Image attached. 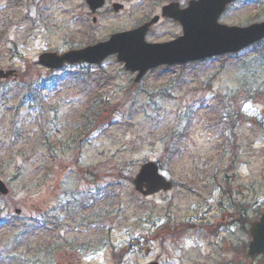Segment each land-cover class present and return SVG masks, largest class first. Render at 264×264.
<instances>
[{"label":"rangeland","instance_id":"rangeland-1","mask_svg":"<svg viewBox=\"0 0 264 264\" xmlns=\"http://www.w3.org/2000/svg\"><path fill=\"white\" fill-rule=\"evenodd\" d=\"M187 1L105 0L92 14L84 0H0V69L17 72L0 80L10 191L0 196V264H264L247 255L249 222L264 210V41L137 84L115 57L59 71L37 63ZM260 21L264 0H238L219 19ZM180 34L163 20L146 41ZM148 161L171 191L135 192Z\"/></svg>","mask_w":264,"mask_h":264},{"label":"water","instance_id":"water-1","mask_svg":"<svg viewBox=\"0 0 264 264\" xmlns=\"http://www.w3.org/2000/svg\"><path fill=\"white\" fill-rule=\"evenodd\" d=\"M85 1L92 12L104 4V0ZM232 1L234 0H192L186 9L180 11L176 4L163 7L162 16L172 18L182 27V36L171 42L153 45L145 42L149 28L158 22L159 18L155 16L134 30L112 34L105 42L60 55L41 54L38 63L50 69H59L65 64L99 65L106 57L116 54L117 61L123 62L127 71L138 72L134 79L138 82L148 70L160 65L186 64L217 55L236 53L264 38V22L247 27L219 24V16ZM113 9L117 12L121 6L114 4ZM14 74L13 70H0V79H7ZM133 186L141 196H151L170 190L172 184L159 174L157 165L150 161L140 167L133 179ZM7 191V187L0 180V195H7ZM249 234L251 241L248 243V255H264V210L260 213L259 220L251 223ZM148 252L146 249L145 254Z\"/></svg>","mask_w":264,"mask_h":264}]
</instances>
